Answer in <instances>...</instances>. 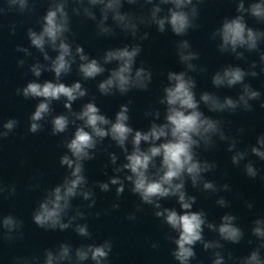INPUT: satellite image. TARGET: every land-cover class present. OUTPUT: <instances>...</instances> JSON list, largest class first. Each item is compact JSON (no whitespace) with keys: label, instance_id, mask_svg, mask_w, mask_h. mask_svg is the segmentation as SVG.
I'll return each mask as SVG.
<instances>
[{"label":"clouds","instance_id":"9594fccd","mask_svg":"<svg viewBox=\"0 0 264 264\" xmlns=\"http://www.w3.org/2000/svg\"><path fill=\"white\" fill-rule=\"evenodd\" d=\"M203 0H47L43 15L36 19L37 27H27L28 47L17 46L15 51L24 58L18 59V67H24L27 59L33 57L34 49L41 59L29 65L33 79L23 87L16 88V95L25 100H36L34 111L28 117V133L37 134L50 125L52 136L62 137L64 149L59 156V165L65 169L62 180L44 190L31 213L32 222L40 229L66 231L71 229L77 236L91 243L73 246L60 242L52 248H44L39 255L17 256L12 264H110L113 241L104 239L97 243L86 221L89 216H100L91 212L97 204L96 189L109 193L115 189L117 200L126 188L139 203L126 219L135 221L136 213L144 205L152 209L153 216L165 225L168 231L164 239L173 247L170 255L176 264H192L197 258L196 245L211 255V264H264V217L252 221L248 239L251 247L245 256L234 257L224 254L225 243L240 244L245 232L238 224V217L224 212L219 222L210 221L203 209L194 210L197 197L189 194L187 186L204 193L230 192L228 183L218 185L207 179V174L217 169L215 161L201 157V151H210L217 141L227 145L230 161L235 167L243 166L249 179L258 176L264 181L261 169L250 159L254 156L264 162V133L258 135L255 144L240 148V135L225 131L226 121L207 113L235 114L237 111H253V102L259 101L264 108L261 91L248 82V78L264 76V29L249 25L251 18L256 24L264 25V0H232L235 5L232 16H224L219 25L211 31L209 39L217 42L219 53L233 56L240 64H226L211 75L215 89L239 87L233 97L221 96L215 91H201L197 95V81L191 73L202 74L206 67L194 63L200 54L193 50L188 39L190 30L200 27V5ZM37 0H3L0 4V18L9 14H28L36 11ZM125 5L132 6L125 10ZM137 8L139 10H137ZM91 21L100 37H116L118 32L130 37L132 43L106 48L98 57L92 56L76 42L72 28L73 18ZM15 34L16 25L10 26ZM155 28L159 34L171 32L177 39L176 56L183 70H169L166 83L161 86L157 104L144 111L148 120L146 128H135L131 124L128 103L119 105L113 116L103 113L96 103V96L89 95L84 81L99 79L96 90L103 97L127 96L132 91H147L153 81V72L137 58L143 50L142 42L150 38L149 31L141 28ZM246 53H256L258 60L248 61ZM54 54V55H53ZM75 67L80 79L68 84L64 78ZM259 69V71H257ZM44 73H51L52 79H44ZM106 74V75H105ZM88 100L73 108L77 101ZM63 102L65 112L56 113L54 102ZM203 106V107H202ZM206 109V111H205ZM19 125L16 118L0 122V141L7 139ZM105 140L119 149L107 151ZM104 150L112 175L107 171L106 181L89 183L85 175L86 162L96 159ZM121 154L123 160H121ZM33 190L39 184L31 186ZM16 194V185L0 182V197L10 199ZM77 198L86 205H74ZM175 199L177 207H166L162 201ZM215 204L221 209L230 207L224 196H218ZM252 210V202L245 201ZM119 203H112L111 209H119ZM105 214H108L105 212ZM23 220L15 215L0 213V240L12 242L23 236ZM205 229L216 233L218 239H206ZM254 245V246H253ZM159 249L158 243H152Z\"/></svg>","mask_w":264,"mask_h":264}]
</instances>
